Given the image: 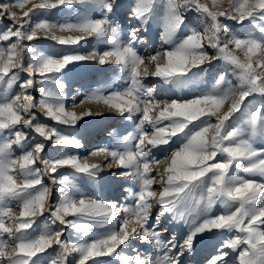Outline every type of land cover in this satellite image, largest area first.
Returning a JSON list of instances; mask_svg holds the SVG:
<instances>
[{
    "label": "snow or ice",
    "instance_id": "obj_1",
    "mask_svg": "<svg viewBox=\"0 0 264 264\" xmlns=\"http://www.w3.org/2000/svg\"><path fill=\"white\" fill-rule=\"evenodd\" d=\"M65 12L72 18H50ZM5 20L0 264H187L209 234L226 238L202 264H264V0H10L0 2ZM153 29L159 46L141 54ZM89 37L107 47H74ZM41 39L65 47L26 43ZM90 63L115 66L120 86L108 81L79 100L77 90L69 104L65 78ZM220 63L213 86L200 87ZM85 103L135 123L90 151L103 163H89L81 139L57 127L102 115L69 110ZM49 144L58 156L45 158ZM105 168L131 182V203L84 190Z\"/></svg>",
    "mask_w": 264,
    "mask_h": 264
},
{
    "label": "rangeland",
    "instance_id": "obj_2",
    "mask_svg": "<svg viewBox=\"0 0 264 264\" xmlns=\"http://www.w3.org/2000/svg\"><path fill=\"white\" fill-rule=\"evenodd\" d=\"M0 2H10V0H0ZM15 10V9H13ZM73 14L70 13H59L52 17H50L53 20H59L63 21L65 19L72 18ZM11 23L10 21H3L0 22V28H3L5 24ZM229 26V30H238L239 26L235 25L232 21H224ZM125 27H127V24L125 23ZM155 32L156 30L153 29L152 32L146 34V38L149 40V43L147 45H139L138 50L141 52V54H145L147 52H151L153 47L159 46L158 40H155ZM58 35L62 36H75L79 35L78 33H57ZM28 43L29 47H36L41 51L45 52H57L61 49H63L65 46L57 45L54 42L50 40L41 39L38 41H32V42H26ZM83 47L80 46H74L79 49L81 53H88L91 49L97 48L100 50H103L105 45H98L96 44L95 40L91 37L87 38L86 40L81 42ZM115 66L106 65V66H100L98 64H89L88 67L81 69L75 73L70 74L68 77L65 78L66 83V94H67V102L71 104L72 96L76 94L77 90L80 91L81 96L77 97V99H81L82 95L84 93H87L91 91L92 89L101 86L105 84L108 81H111L115 86H120V81L116 78V73L113 71ZM224 67L222 63L216 64L209 68V71L202 76V78L197 81V83L202 88H211L213 84L215 83L216 79L218 78V75L220 73V70ZM231 79V76L228 77ZM146 83L155 84L156 81L149 78ZM167 88V86H165ZM192 88H195V85L192 86ZM193 94V91L190 89H185L182 92H175L174 90H168L164 91L160 88L157 89V95L160 96H191ZM36 95L37 99H39V93H34ZM261 103V100L259 97L256 98V100L253 101V105H258ZM253 105H249V107H252ZM69 110H74L78 114L91 110L93 112H101V116H91L86 117L83 121L79 123V125L72 129L67 126H60L57 125V127L61 128L62 130L72 133L79 137L82 141V147L78 149L83 156H86L88 158L89 163H103V158L101 157H91L88 154L91 150L107 146L109 144H116L117 139L113 136H109V132H111V128L114 127L118 134L122 137L124 135H127L130 132L135 131V123L132 121L125 120L124 118L118 116L116 113L109 111L108 109L97 106L95 104H88L85 103L81 107L77 108H70ZM41 119H44L41 117ZM135 119V118H134ZM48 123H51L50 121H46ZM107 141V144L104 142ZM59 150L56 148H53L50 144L46 148L45 158L49 157H55L58 156ZM158 155H160L158 153ZM64 173H69L71 170L64 169L61 170ZM112 171H119L116 168L107 169L105 168V171L103 173L104 177L106 178L100 185L98 186H92V185H86L84 187L85 191H94L98 196H100L101 199L104 200H111V199H117L119 202L124 203L126 200L128 203H131V199L129 198V195L127 192L124 191L125 188L129 187L131 182L127 181L126 178L123 177H111L110 172ZM255 179L261 180V178L256 177ZM50 183V182H49ZM59 193H55L54 198L58 197ZM177 230V234H178ZM71 230H67L66 234H70ZM209 240L205 241L202 245L201 251L188 258L187 264H202L204 255L207 254L208 251L212 250L213 246L218 244L222 239H225L226 237L221 236L217 234L216 236H211ZM135 244H138V241L132 242ZM143 247V246H141ZM111 264H119V261L115 258H110Z\"/></svg>",
    "mask_w": 264,
    "mask_h": 264
},
{
    "label": "bare ground",
    "instance_id": "obj_3",
    "mask_svg": "<svg viewBox=\"0 0 264 264\" xmlns=\"http://www.w3.org/2000/svg\"><path fill=\"white\" fill-rule=\"evenodd\" d=\"M113 129H115V128H114V127H112V128H111V131H112ZM104 142L107 144V141H104Z\"/></svg>",
    "mask_w": 264,
    "mask_h": 264
}]
</instances>
